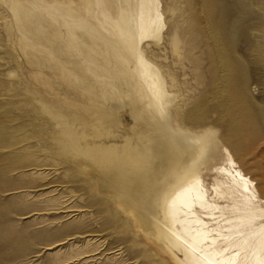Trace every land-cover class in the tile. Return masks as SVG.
<instances>
[{
    "label": "rangeland",
    "instance_id": "1",
    "mask_svg": "<svg viewBox=\"0 0 264 264\" xmlns=\"http://www.w3.org/2000/svg\"><path fill=\"white\" fill-rule=\"evenodd\" d=\"M161 2L143 50L173 94L164 120L104 18L130 0H0V264H177L159 200L224 147L264 196V0Z\"/></svg>",
    "mask_w": 264,
    "mask_h": 264
},
{
    "label": "bare ground",
    "instance_id": "2",
    "mask_svg": "<svg viewBox=\"0 0 264 264\" xmlns=\"http://www.w3.org/2000/svg\"><path fill=\"white\" fill-rule=\"evenodd\" d=\"M130 2V7L120 8L118 19L105 15V20L111 19V24L105 25L112 27L117 57L129 68L133 61L152 106L168 110L166 115L158 112V120H164L171 116L173 94L167 93L165 77L143 50L145 44L157 41L164 29L162 2ZM175 31L178 44V29ZM108 42L104 38L106 53L112 50ZM138 139L137 145L133 142L126 150L128 160H134V152L144 148ZM223 154L225 159L220 163L206 167L195 163L176 174L159 200L155 226L169 257L177 264H264V209L260 207L264 196L229 147H224Z\"/></svg>",
    "mask_w": 264,
    "mask_h": 264
}]
</instances>
